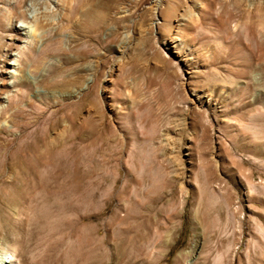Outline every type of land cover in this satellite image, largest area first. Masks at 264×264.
Wrapping results in <instances>:
<instances>
[{
    "label": "rangeland",
    "instance_id": "rangeland-1",
    "mask_svg": "<svg viewBox=\"0 0 264 264\" xmlns=\"http://www.w3.org/2000/svg\"><path fill=\"white\" fill-rule=\"evenodd\" d=\"M0 95L20 264H264V0H0Z\"/></svg>",
    "mask_w": 264,
    "mask_h": 264
},
{
    "label": "bare ground",
    "instance_id": "bare-ground-1",
    "mask_svg": "<svg viewBox=\"0 0 264 264\" xmlns=\"http://www.w3.org/2000/svg\"><path fill=\"white\" fill-rule=\"evenodd\" d=\"M36 19V18H35ZM35 19L32 20H22V23L18 26V28L20 29V31H23L22 33L24 34V36L27 38V40L33 39L36 36V32H35V24L33 23L34 21H36ZM16 26V25H15ZM11 55H13L10 59V69L5 70L8 74L7 76H9L10 79H12L11 81L14 83L16 82V80L19 81V66H20V53L16 52V53H11ZM4 77V76H3ZM22 77V76H21ZM2 87H5L6 84L4 83V81L1 82ZM14 86V85H13ZM1 87V88H2ZM7 95V94H6ZM6 95H0V98H2L3 100L7 99ZM41 158V157H40ZM64 163V162H63ZM68 164V163H67ZM66 164V165H67ZM33 165V163H32ZM65 165V167H66ZM70 165V164H69ZM71 167V166H70ZM66 171V169H65ZM70 172V171H69ZM67 173V172H66ZM71 173V172H70ZM25 174V173H24ZM68 174V173H67ZM73 174V173H72ZM26 176V175H25ZM72 176V175H71ZM67 177V176H65ZM28 178V177H27ZM64 178V177H63ZM69 178V177H68ZM74 178V177H73ZM18 179V178H17ZM78 179V178H77ZM38 182V181H36ZM35 183V182H33ZM39 186V185H38ZM10 188L11 190H9L8 192H4V198L5 199H9L10 197L16 192L19 191L23 188H25V186L23 185V183H11L10 184ZM37 188V187H36ZM44 188V187H42ZM30 190H31V186H30ZM33 190V189H32ZM50 190V188H49ZM51 191V190H50ZM26 192V191H25ZM17 193V192H16ZM22 193V192H21ZM19 194V192H18ZM23 194V193H22ZM21 194V195H22ZM26 195V194H25ZM12 199V198H11ZM55 203V201H54ZM53 204V202H52ZM51 205V204H50ZM60 206V205H59ZM58 206V207H59ZM63 207V203L61 205ZM67 206V205H64ZM61 207V208H62ZM68 207V206H67ZM46 208V207H45ZM49 208V207H48ZM47 208V209H48ZM60 208V209H61ZM63 209V208H62ZM65 210V208H64ZM130 211V209H129ZM45 212V211H44ZM64 212V211H62ZM129 213V212H128ZM63 214V213H62ZM132 213H130L131 215ZM6 222V221H5ZM63 223V222H62ZM4 232V231H3ZM126 233V232H125ZM124 234V233H123ZM0 264H20L19 261L16 258V246L10 249L7 248H3L0 246Z\"/></svg>",
    "mask_w": 264,
    "mask_h": 264
}]
</instances>
